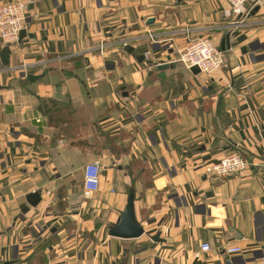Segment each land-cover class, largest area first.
I'll list each match as a JSON object with an SVG mask.
<instances>
[{
  "label": "crops",
  "instance_id": "0c3cea01",
  "mask_svg": "<svg viewBox=\"0 0 264 264\" xmlns=\"http://www.w3.org/2000/svg\"><path fill=\"white\" fill-rule=\"evenodd\" d=\"M262 2L235 27L224 0H30L25 34L0 63V264H254L264 245ZM197 38L220 49L228 40L210 76L173 62ZM228 154L248 170L205 174ZM91 162L100 188L84 198ZM131 190L144 234L110 237ZM158 232L163 242L150 241ZM234 245L242 252L228 255Z\"/></svg>",
  "mask_w": 264,
  "mask_h": 264
},
{
  "label": "built area",
  "instance_id": "2783aa9c",
  "mask_svg": "<svg viewBox=\"0 0 264 264\" xmlns=\"http://www.w3.org/2000/svg\"><path fill=\"white\" fill-rule=\"evenodd\" d=\"M224 1L227 9L223 14L231 19V24L235 27L246 24L253 10L262 6V0ZM29 2L30 0H0V45L11 47L17 43L19 33L26 21ZM149 38L152 39V35H149ZM121 45L125 48L128 43L123 41ZM105 47L104 43H100L97 49L103 52ZM176 55L173 62L181 64L187 70L197 67L200 74L205 76L218 72L225 65L224 52L209 38L192 40L185 47L177 50ZM248 168L249 164L240 155L228 154L219 161L207 165L204 171L206 175L223 178L243 173ZM82 175V193L84 198H89L99 191L101 167L97 162L88 163L84 166ZM209 250V244L205 243L201 246V251ZM225 252L228 255H238L242 252V248L237 245L228 246ZM254 264H264V245L261 257Z\"/></svg>",
  "mask_w": 264,
  "mask_h": 264
},
{
  "label": "water",
  "instance_id": "95a60500",
  "mask_svg": "<svg viewBox=\"0 0 264 264\" xmlns=\"http://www.w3.org/2000/svg\"><path fill=\"white\" fill-rule=\"evenodd\" d=\"M257 9L258 8H255L254 12L257 11ZM151 22H153L152 19L148 20V23H151ZM24 34H25L24 31H20L19 42H20V40ZM225 45L228 48V46H229L228 40H227L226 44L223 43L221 45L222 51L224 50ZM125 51L130 54L133 52V49L131 47H127V48H125ZM9 55H10L9 47L8 46L3 47L1 52H0V63L3 66H7L9 64ZM137 59H138V61H142L143 56H140ZM166 68H168V64H162L159 66V69H166ZM190 72L194 76L200 74V71L197 67L190 68ZM27 79L29 81H32V80L36 79V77H34L32 75H27ZM25 200H26V203L28 206L27 207H25V205L21 206L20 209H21V212L23 214L27 213L29 207L34 208L40 203V201H41V190H37V191H34L32 193L27 194L25 197ZM143 234H144V229L142 228L141 224L136 219L135 209H134V193L131 190L129 192V194L127 195L126 204H125L123 210L120 212L119 218L117 219V221L114 224H112L108 228V236L113 237V238L123 239V240H135V239L141 237ZM159 235L160 234L158 232L154 236H148V237H149V240L154 242V243L163 242V240L159 238Z\"/></svg>",
  "mask_w": 264,
  "mask_h": 264
},
{
  "label": "trees",
  "instance_id": "16d2710c",
  "mask_svg": "<svg viewBox=\"0 0 264 264\" xmlns=\"http://www.w3.org/2000/svg\"><path fill=\"white\" fill-rule=\"evenodd\" d=\"M221 103H222V101L220 100L219 101V110L217 111L218 112V114L219 115H221V116H223V112H222V109H221ZM224 117V116H223ZM243 159H244V157L242 156V155H240ZM245 160V159H244ZM246 161V160H245ZM247 162V161H246Z\"/></svg>",
  "mask_w": 264,
  "mask_h": 264
},
{
  "label": "rangeland",
  "instance_id": "374dc122",
  "mask_svg": "<svg viewBox=\"0 0 264 264\" xmlns=\"http://www.w3.org/2000/svg\"><path fill=\"white\" fill-rule=\"evenodd\" d=\"M262 4H263V2H262ZM18 39H19V38H18ZM4 47H5V46H4ZM9 48H10V47H9ZM120 52H124V51L120 49ZM223 52H224V51H223Z\"/></svg>",
  "mask_w": 264,
  "mask_h": 264
}]
</instances>
